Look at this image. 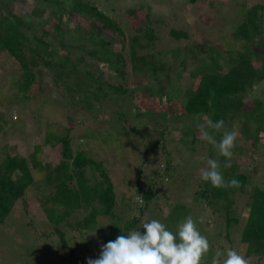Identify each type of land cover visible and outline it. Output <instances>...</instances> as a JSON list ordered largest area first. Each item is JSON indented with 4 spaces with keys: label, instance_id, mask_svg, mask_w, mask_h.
Returning a JSON list of instances; mask_svg holds the SVG:
<instances>
[{
    "label": "trees",
    "instance_id": "obj_1",
    "mask_svg": "<svg viewBox=\"0 0 264 264\" xmlns=\"http://www.w3.org/2000/svg\"><path fill=\"white\" fill-rule=\"evenodd\" d=\"M198 1L185 0L184 3L185 6H193ZM10 2L12 0H0V72L3 70L5 74L8 70L14 90L24 99H33L32 94L28 95V90L35 88L42 103L49 102L50 100H46L45 97L52 95L63 107L70 108L66 115L73 121V125L70 129L67 128L65 135L53 137L54 134L48 130L45 133V144L50 146L59 144L61 154L58 162L51 168L37 159L42 147L40 143L33 145L27 157L16 151L10 153L13 148L10 150H6L8 147L0 148V223L13 211L16 202L24 198L26 190L35 183L36 172L42 173V185L38 188L39 196L42 197L40 206L46 216V223L49 222L51 225L48 229L56 236L53 239L56 243L54 245L66 251L58 264H87L89 259L99 257L102 246L108 241L115 240L119 235H127L131 230L143 233V223L152 219L159 220L174 233L177 232L178 225L189 215L199 222L200 214L192 215L187 201L184 203L176 199L182 198L180 193L175 194L169 186H166L168 189H164L165 185L161 178L164 177L163 173H168L171 169L170 159L173 156L170 155L169 148L162 146L163 140H158L151 146L154 149L160 147L163 162L162 157H169L166 166L160 171L149 169L147 159H150L152 148L147 149V144L144 143L146 141L131 140L129 130L137 133L141 139L145 138L134 127L131 126L130 129L125 125L126 121L125 138H119L118 133L113 132L112 136L97 134L96 132L103 130L95 131L88 127L84 133L87 135L86 138H76L73 142V136L70 135L75 125H81V122L95 119L108 125L112 120V116L100 113L107 109L115 112L117 108L114 104L117 99L125 97L128 91L132 92L131 88L124 87V83L127 82L125 72L127 57L131 59L132 71L137 76L133 84L139 85L144 79H148L144 72L146 68L151 69L152 74L162 69L155 61L153 55L155 53L141 52V49L155 47L160 36L154 27L157 22L151 17L149 5L139 3L121 9L112 2L109 5H113L114 9L105 10L99 6L102 3L94 0H71L66 20L77 15H86L91 19L90 38L86 39L85 43H79L77 37L85 36L82 26H78L77 32L71 29L66 31L61 26L66 0H39V3L44 2L45 6L51 9V17L55 19L52 34L44 30L42 23L37 26L31 21H25L12 5L9 7ZM238 5L240 8L237 10V18L230 20L227 17L230 22L234 21L231 28L222 29L223 40L226 36L229 40L222 44L219 42L210 44V50L214 51L208 62H201L202 50L198 52L193 50V46H197L196 43L188 50L179 46L174 49V54L185 55L181 63L185 66L190 65L188 72L193 84L183 91L182 101L175 102L173 97L166 95V103L161 105L160 99V103L157 104L164 107L167 104L176 105L172 115L177 116L174 121L181 120L180 116L184 114L190 117V121L195 119L196 124L192 132L186 133L190 137L191 150L202 147L196 146V143L206 142L205 140L203 142L197 125L203 124L208 118L213 121L223 120L225 127L238 125L245 144L250 139H245V133L251 126L256 125V144L264 140V95L262 98L251 96L253 89L264 79V2L261 0L252 4L234 3L232 8L236 9ZM225 9V6H220L219 14L221 11L223 14ZM34 12L40 14L38 11ZM207 24L214 26L213 22ZM169 34L175 39L188 38L187 31L178 27L171 28ZM108 35L118 37L121 41L122 50L114 55L108 50L111 43ZM64 37H68L72 43H65L60 39ZM56 40H59L61 51L54 53L52 45ZM124 48H129L128 55L123 54ZM88 56L98 61L113 60L114 72L107 75L93 68H85L79 59L84 60ZM178 58L179 56L176 59ZM140 73L142 75H139ZM114 75L120 77L123 83H114ZM47 82H50L58 94H54L52 89H47ZM146 85L147 90H142L131 100L133 107L144 110L146 105H150L148 104L150 98L159 97L162 94L160 92L165 90V86L160 83L156 87L159 92L150 84ZM33 96H37L36 93ZM12 100L17 102L10 97L9 101ZM248 100H252L253 103L250 107L246 106ZM141 110L136 112L135 119L136 117L143 119V129L149 130L150 125L146 120L148 117ZM252 111L255 113H251ZM248 114H254V118L251 119L253 123L243 121ZM174 121L172 125L175 124ZM163 124L168 125L164 122ZM112 127L116 130L115 126ZM176 133L180 135L179 131ZM97 138H101L99 141L104 145L110 146L119 138L122 143H119V146L114 145L110 150L112 160L116 161L119 153L120 164L124 166L123 164L128 162L129 166L133 167V187L129 189L130 192L123 201L118 200L115 184L109 174L110 160L104 162L99 154H87L86 147L91 144L79 141L83 139L93 141ZM135 141L136 143H133ZM239 144L238 153H242L247 162L256 165L260 160L263 163L261 170L259 168V174H263L264 153L261 155L262 159L255 147L252 149L253 153L248 154L244 148L239 147ZM209 154L214 155L212 151ZM233 157L232 155L231 160ZM225 159L222 156L218 158L225 180L234 178L239 181V186L217 188L204 181L196 190L193 199L199 200L201 209L207 208L213 213L211 216L214 217V223L223 219L225 239L229 243L232 242L234 232L236 242L233 248L239 250L249 264H264V174L261 175L262 180L259 179V174L254 177L252 171L245 169L241 162L238 163L239 166H235L231 161L230 168H223ZM160 165L162 168L163 163ZM240 166L242 170L237 171ZM242 194L245 197L241 200V212H237L239 202L237 198L240 200ZM119 206L124 208L123 213L122 210H117ZM178 211H184V214L172 225L170 217L178 214ZM70 231L79 236L77 241L79 250L77 243L73 244L72 239L67 238ZM216 251L217 249L210 244V251L203 257L204 264H211Z\"/></svg>",
    "mask_w": 264,
    "mask_h": 264
},
{
    "label": "rangeland",
    "instance_id": "obj_2",
    "mask_svg": "<svg viewBox=\"0 0 264 264\" xmlns=\"http://www.w3.org/2000/svg\"><path fill=\"white\" fill-rule=\"evenodd\" d=\"M94 1L102 3L99 6L101 9L105 10H111V8L114 9L113 5H109L112 4V2L114 5L120 6L121 9L122 7L126 6L147 3L146 5H149L151 17H154L153 19L157 22L154 27L160 36L155 47L151 49L146 48L145 50L141 49V52L155 53L153 54L155 61L162 67V69H159L156 74H152L150 72L151 69L146 68L144 72H146L148 79H144L139 85L133 84L137 76L135 75V72L132 71L131 59L127 57L125 67L127 82L124 83V87H127V89L131 88L132 92L130 93L128 91V93L125 94V97L117 99V102L114 104V107L117 108L115 112L112 113V111L107 109L106 111H102L100 113V115L109 117L112 116V120L108 123V125L99 123L95 119L87 120L84 123L81 122V125H75V129L70 131V135L73 136V142H75L76 138L81 139L87 137V135L84 134L87 127L88 129L95 131L103 130V132H96L97 134H110L112 136L113 132L118 133L119 138H125L124 135H126L125 132L127 129L125 125L130 127V129L132 126L139 133H142L145 139L138 137V134L135 132L130 130L128 131L132 141L134 139L137 142L146 141L144 143L147 144V149H150L149 147L155 144V142L158 140H163L162 146L165 145L167 148H169L171 150V153H169L173 156V158L170 157L171 169L168 173H163L164 177H166L165 179L164 177L161 178L162 183L165 185L164 189H168L166 186H169L175 192V194L180 193L182 198H175L178 201H184V203L187 201L189 208L192 211V215H194V213L200 214V223L196 220L197 226L201 234L207 237L209 243L212 244L214 248L222 252L229 247L233 248L235 245L234 242H236L234 232L232 233L233 240L230 242V244L225 239L223 219L217 220L214 223V217L211 216L213 213L207 208L201 209L202 206L199 200L195 201L193 199L195 196L194 194H196V190H198L199 187L204 184V181L200 179V169L206 166V161L208 158H219L217 150L207 141L204 142V140V143H196V146L202 145V147H196V150H191L192 146L190 137L188 134L186 135V133L188 131L192 132V128L195 127L194 124H196L195 119L190 121V117L184 114L180 116L181 120L174 121V118L177 116L172 115L173 111H175L174 107L176 105L167 104L164 107L159 106L157 102L160 103V99H162L160 104H165L166 95L168 97H173L175 102L182 101L183 91L192 87L193 84L188 72L190 65L185 66V64L183 65V63H181V59H184L185 55L182 53L174 54V49L179 46L184 47V49L187 48L188 50L189 48L191 49L192 44L196 43L197 46L194 45V49H192L196 50L197 52L202 50L204 54L201 52L200 60L201 62H208L211 53L214 51L210 50V44L215 42H217V44L218 42L219 44H222L229 40L226 36L227 33H225L226 37L223 40L222 29L229 30L234 22H230L229 19L235 20L238 16L237 10L240 8V5H238L236 9H233V4L243 2L252 4L260 2L261 0H199L193 6H185V0ZM262 2H264V0H262ZM10 5L15 8L19 15L23 16L25 21H31L37 26H40L42 23L44 30L51 32V34L54 33L53 28L55 19L51 17V9L48 6H45L44 2L39 3V0H12V2L9 4V7ZM70 5L71 0H66L61 26L65 28L66 31L67 29H71L75 32H77L78 26H82L85 36L84 38L77 37V42L85 43L86 39L90 38L89 27L91 24V19L86 15H77L66 20V13L69 10ZM194 6L196 7L191 8ZM220 6H225L226 8L223 14L222 8L221 13L219 14L218 12ZM34 10L38 11L40 14H35ZM145 11L147 10L145 9ZM227 17L229 19H227ZM210 22H213L214 26H209L207 24ZM174 27H178L187 31L188 38L175 39L172 37L169 34V30ZM108 36L107 38L111 41L108 50L110 51L111 55H114L122 50L121 41L118 37ZM60 39L65 43H72L68 37ZM58 42L59 40H56L52 45V50L54 53L58 50L61 51L60 44ZM90 44L91 43H89V45ZM222 48L223 47L220 48L221 51ZM128 51L129 48H124L123 54L128 55ZM172 55L174 56L172 57ZM177 56H179L178 59H176ZM79 61L85 68H93V70H98L103 73L105 72L107 75L111 72H114L112 66L113 60L112 62L104 61L103 59L98 61L96 58L88 56L84 60L79 59ZM184 66L185 68H182ZM147 70H149V72H147ZM144 72L142 73L144 74ZM142 73L139 75H142ZM110 79H114L113 82L116 84L123 83V80L117 76H115L113 79ZM47 83V89L54 90L50 82ZM159 83L165 86V90H161L162 92H160L162 93L159 96L160 98L158 96L150 98L148 103L150 105L145 104L146 107H144V110L142 108L143 111L139 107L136 108L132 106L131 100H133L136 95H139L142 90H147L146 84H150L155 88L156 92H159L156 89ZM34 90L35 88H30L28 90V95L32 94V97H34L33 99H24L20 93H17L14 90L12 78L8 70L5 72V74H3V70L0 72V119L3 120L2 122L0 120V148L8 147L6 150L13 148V150L9 151L10 153H14L12 151H16L24 154L27 157L32 151L33 145L40 143L42 144V147L41 151L37 155V159L44 163L45 166L49 165L51 168L56 162H58L61 154L59 152V144L55 146L45 144V133L48 130L50 133L54 134L53 137L60 136L61 134L65 135V132L73 125V121L66 115V111H70L71 109H66L63 107L61 102L56 101L52 95L45 97L46 100H50L49 102L42 103L43 101L40 98V95L37 94L36 90ZM253 91L254 92L251 96L262 98L264 95V79L253 89ZM34 93H36L37 96H33ZM54 94L58 93L54 90ZM129 95H132L131 99L129 98ZM10 97L16 99L17 102L15 103L13 100L9 101ZM248 102L246 106H252V100H248ZM54 108L58 110L55 111L53 110ZM140 110L148 117L146 120L148 121L150 127L149 125L145 126L149 127V130L143 129V119L139 117H136L135 119L136 112H140ZM253 112L254 111L251 113ZM252 118H254V114H248L243 121H250L253 123L251 120ZM173 121L175 123L174 125H172ZM163 122L168 123V125H164ZM112 126H115L116 130ZM225 128L229 130H235L238 133L235 147L232 150L234 157L231 161L235 163V166H239L238 163L241 162L242 166L245 169H250L252 171L251 173L255 177L259 174V168L261 170V164L263 163H261L260 160L257 161L258 164L256 165L247 162L243 157L244 155L242 153H238V144L240 143L239 147L244 148L248 154L253 153L252 149L257 147L256 152L263 159L261 155L264 153V140L262 143L256 144V125L251 126L247 133H245V139L247 140V138H250L246 141V144L243 142L242 133L238 125L235 126L233 124V126H226ZM176 131H179L180 135H177ZM222 131L223 130L214 133L217 140L220 139ZM119 138L117 142H112V146H110V144L104 145L101 143L99 141L101 138H97L93 141H87V139L79 141L84 144H86V142L91 144L86 147L87 154H99L100 158L104 159V162H106V160H110V164L108 166L109 174L115 184L118 200L123 201L126 195L129 194V189L133 187V167L129 166L128 162L124 163V166H122L120 161H118L121 157L119 156V153L117 155V160H112V154L110 150L114 148V145L119 146L118 144L122 143ZM136 141L133 143H136ZM126 149L127 148L125 147V150ZM4 151L5 150H3L2 153H4ZM151 151H149V153L151 152L149 154L150 159H147L149 162V169H160V171H162L164 166H166L169 157H162L164 159L163 162L161 159L163 152H161L160 147H156L155 149L152 148ZM211 151L214 153V155L209 154ZM99 156H97V158ZM161 163H163L162 168H160ZM236 170L241 171V166ZM262 170L264 174V166ZM263 174H259V179L262 180L261 175ZM34 177L35 183L26 190L24 198L16 202L13 211L3 222L0 223V264H58L61 257L66 252L59 246L54 245L56 243L53 239L56 238V236L48 229V226L51 225L49 222L46 223V216L40 206L42 197L39 196L40 193L38 192V188L39 185H42V173L39 174L36 172L34 173ZM252 182H254V179ZM244 197L245 196L242 194L240 200L237 198L239 201L238 206L236 207L237 212H241V200ZM120 207L121 206H119L117 210H122L123 213L124 208ZM25 210H28V212H24ZM183 214L184 211H178V214H173V217H170L172 225L178 222V219L182 218ZM43 220L45 222H43ZM67 238H71V242L73 244L79 241V236L75 235V232L72 231H70V235L67 233ZM96 241H98V237L96 238ZM78 246L79 245L77 243V247ZM79 249L80 248L78 247V250ZM223 258L224 257L222 256L221 259Z\"/></svg>",
    "mask_w": 264,
    "mask_h": 264
},
{
    "label": "clouds",
    "instance_id": "obj_3",
    "mask_svg": "<svg viewBox=\"0 0 264 264\" xmlns=\"http://www.w3.org/2000/svg\"><path fill=\"white\" fill-rule=\"evenodd\" d=\"M197 127L202 139L211 144L219 156L226 158L223 168H230L238 133L225 128L223 120L213 121L211 118ZM221 130L222 135L217 140L214 133ZM221 167L218 159L208 158L206 166L200 169V179L217 188L238 187V180H225ZM142 229L143 233L131 230L127 235L108 241L102 246L99 257L89 259L87 264H204L203 257L210 251L207 237L201 234L190 215L178 225L175 233L156 219L144 222ZM211 264H249V261L229 247L223 252L217 250Z\"/></svg>",
    "mask_w": 264,
    "mask_h": 264
}]
</instances>
